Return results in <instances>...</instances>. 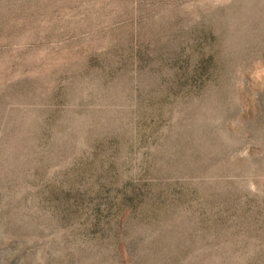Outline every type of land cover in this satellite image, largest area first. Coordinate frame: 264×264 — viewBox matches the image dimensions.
I'll use <instances>...</instances> for the list:
<instances>
[{"label": "rangeland", "instance_id": "1", "mask_svg": "<svg viewBox=\"0 0 264 264\" xmlns=\"http://www.w3.org/2000/svg\"><path fill=\"white\" fill-rule=\"evenodd\" d=\"M0 264H264V0H0Z\"/></svg>", "mask_w": 264, "mask_h": 264}]
</instances>
